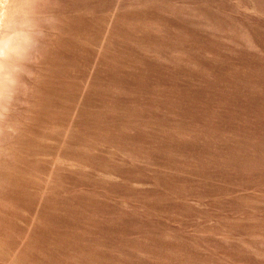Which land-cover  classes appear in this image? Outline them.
<instances>
[{
    "label": "rangeland",
    "instance_id": "374dc122",
    "mask_svg": "<svg viewBox=\"0 0 264 264\" xmlns=\"http://www.w3.org/2000/svg\"><path fill=\"white\" fill-rule=\"evenodd\" d=\"M60 5L0 121V264H264V0Z\"/></svg>",
    "mask_w": 264,
    "mask_h": 264
},
{
    "label": "clouds",
    "instance_id": "9594fccd",
    "mask_svg": "<svg viewBox=\"0 0 264 264\" xmlns=\"http://www.w3.org/2000/svg\"><path fill=\"white\" fill-rule=\"evenodd\" d=\"M60 0H0V121L35 95L53 38L62 30Z\"/></svg>",
    "mask_w": 264,
    "mask_h": 264
}]
</instances>
